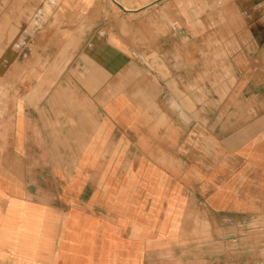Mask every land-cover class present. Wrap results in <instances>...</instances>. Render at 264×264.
<instances>
[{"label":"crops","instance_id":"crops-1","mask_svg":"<svg viewBox=\"0 0 264 264\" xmlns=\"http://www.w3.org/2000/svg\"><path fill=\"white\" fill-rule=\"evenodd\" d=\"M196 221L264 230V0H0V264H264Z\"/></svg>","mask_w":264,"mask_h":264},{"label":"rangeland","instance_id":"rangeland-1","mask_svg":"<svg viewBox=\"0 0 264 264\" xmlns=\"http://www.w3.org/2000/svg\"><path fill=\"white\" fill-rule=\"evenodd\" d=\"M56 2H61V0H56ZM9 50H15L16 46L14 43L9 42L8 44ZM12 61H8L10 63ZM253 230L249 233V235L245 236L243 241H240V234L239 229L235 228L234 226L231 228V230H228V234L226 236L221 234V237L216 240H211V236L209 235L210 231V224L208 222L203 221H196L195 227H194V235L193 236H185L182 237L180 240L181 243H188V242H202V243H208V242H233V243H263L264 242V230L259 231V233H256V228H250L249 230ZM247 237V238H246Z\"/></svg>","mask_w":264,"mask_h":264},{"label":"built area","instance_id":"built-area-1","mask_svg":"<svg viewBox=\"0 0 264 264\" xmlns=\"http://www.w3.org/2000/svg\"><path fill=\"white\" fill-rule=\"evenodd\" d=\"M114 1H116V0H114Z\"/></svg>","mask_w":264,"mask_h":264}]
</instances>
